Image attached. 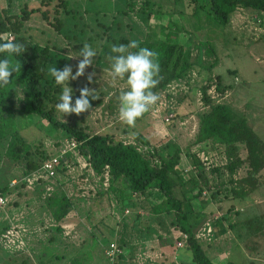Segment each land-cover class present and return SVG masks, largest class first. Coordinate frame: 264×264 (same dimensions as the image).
I'll list each match as a JSON object with an SVG mask.
<instances>
[{
	"label": "rangeland",
	"instance_id": "1",
	"mask_svg": "<svg viewBox=\"0 0 264 264\" xmlns=\"http://www.w3.org/2000/svg\"><path fill=\"white\" fill-rule=\"evenodd\" d=\"M43 1L0 0V15L5 10H8L10 15H17L24 7L35 10L41 7ZM66 1L69 4L67 10L63 9L59 16L64 23L61 30H56L44 21L41 12L32 14L31 19L25 23V36L53 51L48 81L53 80L49 70L54 66L63 69L68 65L72 67L73 72L76 71L82 58L75 56L79 55L83 44L87 43L97 50V56L93 58V64L85 69L84 76L69 82L74 91L73 101L84 87H87L96 99L89 97L90 109L79 115L70 114L64 117L55 109L54 116L58 123H74L79 127H87L89 132L110 135L116 141L130 143L138 133L153 141L168 137L183 153H187V147L194 139L198 126L197 112L204 108L202 87L210 79L221 76L222 86L226 88L224 96L218 94L216 85L208 94L216 103L229 106L245 118L248 125L264 141V33H261L262 29L264 30V14H260L263 18L257 19L258 13L252 10H238L229 27H219L204 15L196 16L189 0H152L155 5L152 6L151 12H158L153 16L147 13H127V0ZM57 3L58 0H51V5L44 9L49 12L51 22L56 16ZM133 40L137 43L170 40L184 44L191 49L197 65L185 79L173 82L165 91L157 94L160 112L156 118L151 115L149 109L134 126L129 127L118 119L117 98L120 91L126 90V85L123 80L113 81L108 75V56L111 55L112 45H126ZM232 72H236L237 76L231 75ZM89 75L92 76L91 83L87 79ZM20 98L22 102L18 105L19 108L24 106L26 101H23L22 94ZM166 111L178 112L184 119H175L172 125H165L162 119ZM185 121L186 125L182 126ZM12 123L13 128L29 143L43 145L44 149L56 155L69 139L68 134L36 114L18 113ZM69 156L79 157L80 162L71 159L66 163L70 166L67 167L70 171L69 181L63 178L66 187L68 186L66 194L80 203L79 209L70 213L62 222V242L48 245V240L53 235L50 229L55 228L56 224L48 215L44 202L33 194L32 189L21 186L20 183L11 194L5 193L8 203L0 208V232L6 226L16 228L26 242L32 232L36 245L30 253L25 241L22 240L24 245L17 241L12 246H6L0 238V264H50L55 255L62 256L66 253L72 255V258L75 254L81 256V252L87 255L92 264H106L105 255L102 257V254H105L102 246L112 242L119 245L126 242L128 248H123L122 254L130 257L134 251L140 264L161 258L167 259L165 261L168 264H181V261L184 264H193L191 253L185 247H176L175 242L181 234L167 225L154 226L151 238L156 240V244L150 245L152 247H148L149 249L142 248L144 238L140 234L147 229V225L140 223L134 227L132 223L136 212H133L129 205L119 204L114 196L98 198L97 193L107 187H101L100 184L93 188L90 183L82 186L81 172L84 163L81 164V156L77 151L71 152ZM241 157L246 159L245 150L241 152ZM222 158V155L217 156L215 160L218 162ZM16 167L18 166L14 167L13 163L5 159L4 151L0 149V186L8 182L17 170ZM246 173L247 168L244 167L238 178L246 177ZM258 182L256 192L245 201L223 196L224 201L209 205L207 212L215 214L214 216H226L228 211L234 208L228 215L229 224L233 220L239 221L238 212L245 215V218L254 215L248 221L253 232L249 233V229V232L243 231L244 238L239 240L247 250H256L262 254L264 261V171L259 175ZM82 194L86 197L85 202L81 201ZM144 207V213L140 209L138 212L146 217L151 205L145 202ZM126 211L129 214H126ZM210 226L212 227V224ZM199 240L213 264L249 263L248 255L241 250H235L231 256L222 251L224 248H230L232 243L229 239L220 241L219 237L215 238L211 234ZM51 264H68V260L66 258L65 261H53Z\"/></svg>",
	"mask_w": 264,
	"mask_h": 264
},
{
	"label": "trees",
	"instance_id": "2",
	"mask_svg": "<svg viewBox=\"0 0 264 264\" xmlns=\"http://www.w3.org/2000/svg\"><path fill=\"white\" fill-rule=\"evenodd\" d=\"M189 3L196 16L204 15L219 27H229L238 10H252L264 14V0H189ZM50 5L51 0H44L38 9L30 10L24 7L17 15H10L9 11L5 10L0 15V40L12 39L24 46L21 56L11 58L12 63L21 65L20 71L12 74L10 85L0 88V149H3L5 159L13 163L14 167L18 166L8 182L0 186V194L4 197L5 193L11 194L18 188L10 186L12 181L22 180L38 172L45 161L59 154L48 152L43 145L29 143L13 128L12 121L18 113L36 114L68 134V140H75L79 144L77 152L93 171L101 187L108 179V187L98 192L97 197L103 199L114 196L119 204L129 205L133 212H136L132 223L134 227L140 223L147 225V229L140 234L144 238L142 248L149 249L148 247H152L150 245L156 244V240L151 238L154 226L167 225L181 235L188 236L185 249L191 253L193 264H213L197 238V233L205 223H210L212 235L220 238L227 232L225 224L229 222L228 215L234 208L229 210L226 216L219 218L207 212V208L211 204L222 203L223 196L245 201L256 192L259 187L258 177L264 171V141L248 125L245 118L229 106L216 103L208 94L216 85L218 94L224 96L226 88L222 86L221 76L210 79L202 87L204 108L197 112L198 126L194 139L187 147V153H183L168 137L153 141L138 133L130 143L116 141L110 135L89 132L87 127H79L74 123H58L54 116V105L61 89L53 80H47L53 51L25 36V23L36 12H41L42 19L56 30L63 28L64 23L59 16L63 9L67 10L68 2L58 0L53 22L49 12L44 10ZM153 5L155 4H152V0H127L126 12L147 13L153 16L158 14L157 11L151 12ZM138 45L157 54L158 83L153 89L156 94L165 91L173 82L185 79L197 65L191 49L184 44L167 40L144 41ZM231 75L235 76L237 73L232 72ZM21 94L23 101H26L25 105L19 108L18 105L22 102ZM175 115V119H184L178 112H175ZM243 150L247 152L246 159L241 157ZM201 155L211 160L221 155L223 158L206 166ZM69 157L67 160H70ZM244 167L247 168V176L239 179L238 176ZM64 171H67V167L63 161L54 179L49 182L40 180L32 189L36 191L37 198L44 202L48 209L47 214L56 224L55 228L50 229L53 235L48 240V245L62 242V222L70 213L79 209L80 202L62 191L57 181L60 172ZM48 187H51V191L47 190ZM82 200L86 201L83 194ZM145 202L151 205L146 217L138 212L140 209L144 213ZM238 215V228L242 231L249 229L248 232L252 233L253 230L243 217L245 215ZM9 229L10 226L4 227L0 238ZM111 244H116L121 252L124 251L123 248H128L126 242L122 245L116 242ZM110 245H103V250ZM104 255L102 254V257ZM71 256L66 253L62 256L55 255L51 261H65L67 258L68 264H92L83 252L81 256ZM104 257L106 264H140L134 251L130 257L122 253L113 260L106 255ZM165 260H148L145 264H168ZM181 264L184 262L181 261ZM248 264L256 263L250 261Z\"/></svg>",
	"mask_w": 264,
	"mask_h": 264
},
{
	"label": "clouds",
	"instance_id": "3",
	"mask_svg": "<svg viewBox=\"0 0 264 264\" xmlns=\"http://www.w3.org/2000/svg\"><path fill=\"white\" fill-rule=\"evenodd\" d=\"M131 49L136 50L131 51ZM110 51L108 75L113 81L123 80L126 85V90L120 91L117 98L118 119L132 127L159 99L158 95L153 92L158 83L156 79L159 73L157 54L146 47H140L134 40L126 45H112ZM23 53L22 44L12 39L0 40V57H2L0 58V88L10 85L12 74L20 71L21 65L12 63L11 58L21 56ZM96 56L97 50L85 43L79 50V55L75 56L82 58L75 72L68 65H65L63 69L54 66L49 70L54 84L61 89L55 109L64 117L88 111L91 107L89 97L96 99L92 92L84 87L80 89L79 96L73 101L74 91L69 86L70 81L84 76L85 69L93 64V58ZM87 79L91 83L92 76L89 75Z\"/></svg>",
	"mask_w": 264,
	"mask_h": 264
},
{
	"label": "built area",
	"instance_id": "4",
	"mask_svg": "<svg viewBox=\"0 0 264 264\" xmlns=\"http://www.w3.org/2000/svg\"><path fill=\"white\" fill-rule=\"evenodd\" d=\"M210 95V94H209ZM212 95V94H211ZM160 108L157 105V103L150 107L151 115L155 118L158 116ZM176 118V115L174 112H168L166 111L165 116L163 117V123L165 125H170ZM186 125V121L181 124ZM79 144L75 140H67L65 141L64 146L59 151V154L57 156H54L47 161H45L42 164L41 169L32 174L29 177H26L22 180H14L11 182V187H16L18 184L22 183L25 184V186L29 189H33L34 184L40 180L49 182L50 180L54 179L57 176V172L61 166V162L64 161V164L68 163L67 158L69 157L70 153L73 151H77ZM203 161L206 163V166H209L211 163L214 162V160L209 159L205 157L204 155H201ZM66 167L70 168V166L66 165ZM105 187H108V179L104 183ZM48 191H51V187L47 188ZM8 203V200L0 194V208H3ZM126 214H129L128 211H126ZM216 218H219L220 216H215ZM212 234V227L210 226V223H207L205 227L198 232L197 238H203L207 237ZM21 232L17 230L16 228H10L8 231H6L3 235L1 240L6 246H12L17 241L21 242L22 245H24V242L21 239ZM188 236L186 234H182L180 238L176 240V247L178 249L184 248L187 243ZM26 246V245H25ZM122 252L121 250L116 246V244H111L109 248H106L105 255L107 258L113 260L116 258L117 255H120ZM162 259V258H161Z\"/></svg>",
	"mask_w": 264,
	"mask_h": 264
},
{
	"label": "crops",
	"instance_id": "5",
	"mask_svg": "<svg viewBox=\"0 0 264 264\" xmlns=\"http://www.w3.org/2000/svg\"><path fill=\"white\" fill-rule=\"evenodd\" d=\"M257 16H256V18L257 19H261V18H263V17H261V15L258 13V14H256ZM256 19V20H257ZM261 33H264V30L262 29V31H261ZM263 36H264V34H263ZM237 76V75H236ZM70 158V160L71 159H73V160H78L79 162H80V158L79 157H77V156H75V157H73V156H70L69 157ZM69 159H68V162L70 161ZM82 162L84 163L83 165H82V167H83V169H82V172H81V185L83 186V185H88L89 183H90V185L93 187V186H96L97 187V185H99L100 186V182H99V180L97 179V178H95V175H94V173H93V171L91 170V169H89L88 168V165H87V163L85 162V160L81 157V164H82ZM63 178H66V181H69V179H70V171H64V172H60V174L58 175V177H57V181L59 182V184L61 185V189L66 193L67 192V187H66V183H65V181L63 180ZM68 178V179H67ZM93 182V183H92ZM103 186H105V184H103ZM94 188V187H93ZM81 189H83V187H81ZM28 190V189H27ZM32 192H33V194L35 195V193H36V191L35 190H32ZM83 196H84V194H83ZM29 209V208H28ZM239 213V212H238ZM253 216L254 215H252V216H248V219L246 218V222H248L249 220H251L252 218H253ZM255 218V217H254ZM238 222L239 221H236V220H233L230 224L229 223H227V224H229V225H227L226 224V226H225V228L227 229V232L223 235V236H221L219 239H220V241H224V240H230L231 241V246H230V248L228 247L227 248V250H225V248H224V250H222L223 252L225 251L226 252V254L229 256H231L232 255V253L235 251V250H237V251H243L245 254H247L248 255V262H250V261H254L256 264H264V261H262L263 259H262V254H260V253H258V251H256V250H254V251H250V250H247L246 249V247L245 246H243L241 243H240V240L239 239H242V238H244V237H242L243 236V231H242V229H239L238 228ZM250 223V222H249ZM207 223H205L204 224V226H202L201 227V229L199 230V231H201L204 227H205V225H206ZM248 224V223H247ZM32 235L31 236H29L28 237V241L26 242L25 241V239H23V237H22V239H23V241H25V243H26V246H28V250L30 251V253L31 252H33L34 251V249H35V245H36V243H35V240H33V236H34V233H32V232H30ZM198 234V233H197ZM234 234H236V235H234ZM218 242V240L216 241V243ZM212 243H214V242H212ZM262 253V252H261ZM36 256H37V253H36ZM261 257V258H260Z\"/></svg>",
	"mask_w": 264,
	"mask_h": 264
}]
</instances>
